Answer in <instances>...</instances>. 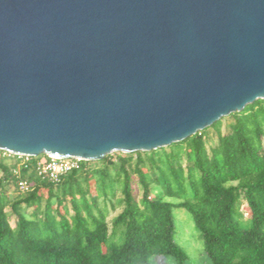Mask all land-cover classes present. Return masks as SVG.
Segmentation results:
<instances>
[{
  "label": "water",
  "instance_id": "water-1",
  "mask_svg": "<svg viewBox=\"0 0 264 264\" xmlns=\"http://www.w3.org/2000/svg\"><path fill=\"white\" fill-rule=\"evenodd\" d=\"M264 100V0H0V150L101 161Z\"/></svg>",
  "mask_w": 264,
  "mask_h": 264
},
{
  "label": "trees",
  "instance_id": "trees-1",
  "mask_svg": "<svg viewBox=\"0 0 264 264\" xmlns=\"http://www.w3.org/2000/svg\"><path fill=\"white\" fill-rule=\"evenodd\" d=\"M255 103L247 123L248 106L166 148L81 161L57 183L33 171L45 155L19 178L0 160V264H192L175 241L176 209L207 264H264V100Z\"/></svg>",
  "mask_w": 264,
  "mask_h": 264
},
{
  "label": "rangeland",
  "instance_id": "rangeland-1",
  "mask_svg": "<svg viewBox=\"0 0 264 264\" xmlns=\"http://www.w3.org/2000/svg\"><path fill=\"white\" fill-rule=\"evenodd\" d=\"M257 106V103L248 105L247 111L245 114H242L238 117V121L247 123L251 119L252 109ZM225 122L222 125L224 128ZM118 153V152H116ZM112 155V154H111ZM42 157V156H41ZM97 162V161H95ZM121 196L120 193L117 194V197ZM122 206L117 205L115 210L110 209L108 221H110L114 216H116L121 211ZM243 217H248V212L245 207H243ZM177 230H176V239L175 241L182 246L186 251L189 258L191 259L192 264H207V261L204 257L203 249L201 246V241L198 231L194 228L191 217L189 213L185 210L176 209L174 210ZM154 264H172L169 257H158L154 260Z\"/></svg>",
  "mask_w": 264,
  "mask_h": 264
},
{
  "label": "built area",
  "instance_id": "built-area-1",
  "mask_svg": "<svg viewBox=\"0 0 264 264\" xmlns=\"http://www.w3.org/2000/svg\"><path fill=\"white\" fill-rule=\"evenodd\" d=\"M32 158L34 157L13 155L4 150H0V160L8 164V166L11 164L15 165V167L11 169V172L17 178H19L21 169H26ZM80 162L81 160L79 159H65L46 156L35 163L33 171L37 177L47 179L52 183H57L59 182L60 177L66 175L72 170L78 169ZM16 189L21 193H27L30 191V186L27 180L18 179Z\"/></svg>",
  "mask_w": 264,
  "mask_h": 264
}]
</instances>
